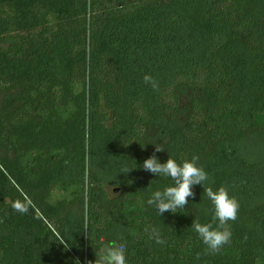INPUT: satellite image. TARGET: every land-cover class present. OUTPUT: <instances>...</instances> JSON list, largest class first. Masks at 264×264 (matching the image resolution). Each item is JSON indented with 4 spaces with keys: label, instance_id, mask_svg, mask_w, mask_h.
Returning <instances> with one entry per match:
<instances>
[{
    "label": "trees",
    "instance_id": "1",
    "mask_svg": "<svg viewBox=\"0 0 264 264\" xmlns=\"http://www.w3.org/2000/svg\"><path fill=\"white\" fill-rule=\"evenodd\" d=\"M153 154L198 156L238 200L218 253L192 228L202 185L176 213L148 205L174 184L143 169ZM102 238L127 264H264V0H0V264H94Z\"/></svg>",
    "mask_w": 264,
    "mask_h": 264
},
{
    "label": "clouds",
    "instance_id": "2",
    "mask_svg": "<svg viewBox=\"0 0 264 264\" xmlns=\"http://www.w3.org/2000/svg\"><path fill=\"white\" fill-rule=\"evenodd\" d=\"M143 79L154 90H159L158 81L151 75L146 74ZM164 150L160 144H155L156 152ZM198 160L199 157L194 155L191 160L186 159L182 163H178L169 156L165 163H161L155 154L144 160L142 167L145 171L158 177L171 178L174 181L172 186L153 192L147 201L148 205L155 208L159 216L164 212L176 213L178 209H184L188 204V198L194 196L193 186L202 185L204 187L209 176L203 167L198 166ZM130 170L132 169H125L126 173ZM204 194L213 206L211 220L202 224L195 218L192 228L206 245L207 251L215 254L224 245L231 242L232 233L229 222H234L238 218L240 205L235 197L229 195L228 189L224 186L216 190H213L212 187H204ZM12 208L16 212L26 214L29 205L17 200L12 204ZM146 231L149 230L146 229ZM150 238L158 244L165 243L156 228H151ZM126 247V242H104L102 238L99 255H96L97 259L94 264H127ZM88 264H93V262L89 261Z\"/></svg>",
    "mask_w": 264,
    "mask_h": 264
},
{
    "label": "rangeland",
    "instance_id": "3",
    "mask_svg": "<svg viewBox=\"0 0 264 264\" xmlns=\"http://www.w3.org/2000/svg\"><path fill=\"white\" fill-rule=\"evenodd\" d=\"M106 190L111 197H116L120 194L112 187H107ZM121 210V209H120ZM145 203L142 197L132 193L128 196V200L122 206V215L126 216L128 220L134 223L137 234L145 228ZM101 225H106L111 222L110 218H99ZM141 235V234H140Z\"/></svg>",
    "mask_w": 264,
    "mask_h": 264
}]
</instances>
